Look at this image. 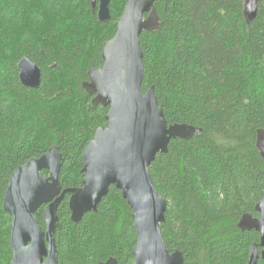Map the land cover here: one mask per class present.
Segmentation results:
<instances>
[{"label": "trees", "instance_id": "trees-1", "mask_svg": "<svg viewBox=\"0 0 264 264\" xmlns=\"http://www.w3.org/2000/svg\"><path fill=\"white\" fill-rule=\"evenodd\" d=\"M127 1L111 0L110 20L101 23L90 0H0V264L12 258V219L3 198L18 166L57 147L60 187L82 186V153L107 126L108 112L92 104L88 72L102 67V47ZM245 1L155 0L158 28L139 38L142 92L154 88L169 125L203 130L171 141L149 167L167 203L161 236L170 252L183 254V264H247L260 240L239 226L244 216L259 218L255 208L264 197V158L257 148L264 133V0L251 22ZM22 58L41 70L36 90L19 82ZM43 209L35 216L44 230ZM70 216L65 196L54 235L58 264L110 257L134 264L136 234L120 191L110 187L97 210L79 222Z\"/></svg>", "mask_w": 264, "mask_h": 264}, {"label": "water", "instance_id": "water-1", "mask_svg": "<svg viewBox=\"0 0 264 264\" xmlns=\"http://www.w3.org/2000/svg\"><path fill=\"white\" fill-rule=\"evenodd\" d=\"M245 1V17L251 22L257 15V3ZM98 21L110 20L111 0H90ZM155 0H128L116 23L114 36L102 47L103 65L88 72L85 86L94 95L92 104L108 108L107 126L98 128L82 153L84 180L80 188L62 189L59 172L62 155L51 147L38 158H31L11 174L3 198V210L12 219L9 239L10 264H58L55 231L59 226L57 208L68 196L71 221L79 222L105 198L110 187L121 192L131 211L136 245L134 264H183V254L170 252L161 236L167 203L156 191L149 167L158 154H166L171 141L201 136L203 130L187 124L169 125L159 107L154 88L141 90L143 52L140 35L158 28L154 13ZM146 16V17H145ZM20 84L36 90L41 70L28 58L18 64ZM259 154L264 158V133L257 139ZM46 171L47 176L42 172ZM44 206V230L36 213ZM259 218L244 216L241 230L259 234L258 244L248 253L247 264L264 262V197L255 208ZM260 249V251H259ZM98 264H118L108 258Z\"/></svg>", "mask_w": 264, "mask_h": 264}, {"label": "flooded vegetation", "instance_id": "flooded-vegetation-1", "mask_svg": "<svg viewBox=\"0 0 264 264\" xmlns=\"http://www.w3.org/2000/svg\"><path fill=\"white\" fill-rule=\"evenodd\" d=\"M18 70V69H17ZM18 75H19V73H18ZM108 109V108H107ZM105 128V127H104ZM44 207V206H43Z\"/></svg>", "mask_w": 264, "mask_h": 264}]
</instances>
